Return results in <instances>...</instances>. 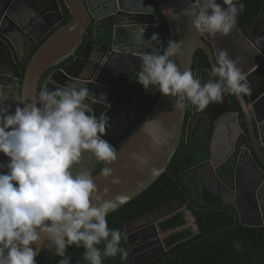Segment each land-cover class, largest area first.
Listing matches in <instances>:
<instances>
[{
	"label": "water",
	"instance_id": "obj_1",
	"mask_svg": "<svg viewBox=\"0 0 264 264\" xmlns=\"http://www.w3.org/2000/svg\"><path fill=\"white\" fill-rule=\"evenodd\" d=\"M154 1L167 20L171 40L181 43V54L174 57V60L182 71L193 72L195 56L199 50L205 52L211 68L219 52L226 50L229 58L236 62V66L247 77L251 88L250 94L236 96L249 134L240 127L237 120L238 108L228 95L224 97L222 103H211L204 110V115L216 109L217 112L213 117L214 123L209 136V159L207 162L199 163L198 168L205 163H211L215 171H220L222 165L230 164L229 159L235 157L237 164H232L235 174L233 175V171L229 169L225 179L231 177L232 181L233 177L237 182L241 154L246 150L253 164L264 173L250 149L242 146L248 144L249 139L253 141V146L250 147L264 166V146L257 145L259 141L264 145V48L259 47L249 33L253 25L259 27L260 23H264V0L261 12L254 20L243 27L236 23L226 36L219 33L212 36L196 30L192 24L193 17L190 15V6L194 0ZM154 1L63 0L71 18L66 24L55 28L64 19L59 0H5L8 5L19 7L20 14L27 16L28 19H34L32 15L37 13L42 33L38 36L29 34L13 19V25H9V29H0V103H6V98L11 92L17 104L35 102L39 92L46 85L50 90H55L56 85L48 83L50 80L60 87H65L69 83L89 87L93 84L94 74L91 76L93 69H96L95 72L99 75L105 74V79L101 83H96L97 95L108 92L110 97L107 103H96L97 109L94 104L93 110L97 117L102 112L106 113L111 126L119 124L120 129H123L121 146L116 145L108 136L109 128L104 137L118 153V160L109 167L113 169L114 177L120 178L121 183H113V177H104L102 169L106 165L97 162L91 154L86 153L77 167L91 170L98 194L104 200L117 203L114 211L146 191L168 170L184 133L188 104L183 111L175 109L173 105L176 98L165 96L159 91L153 101L142 102L132 92L134 86L139 84L137 80L125 95L120 93L127 90L135 74L140 70L142 65L140 57L145 52L161 53L163 49L162 28ZM217 1L223 7H227L223 0ZM21 5L24 7L21 8ZM93 23L96 27L92 42L89 40L83 45L87 30ZM102 28L111 32L109 44L103 41L104 37L100 32ZM142 32L146 41L154 34H158V39L152 41L151 45L142 43L140 38ZM18 36L22 38L25 51L29 49L30 43L38 44V40L46 37L36 49L28 53L26 59L20 56L26 65L24 74L16 52ZM262 36L264 37V32ZM95 37L97 41L94 42ZM216 39L222 40L221 48L217 45ZM48 71L50 73L41 83L42 77ZM240 135L245 141L241 146H236L239 144ZM133 153L143 157L146 163L142 164L139 160L133 159ZM256 201L253 206L255 205L259 212L262 210L263 214L257 222L245 221L243 213L235 207L238 210L239 221L243 224L264 226V199L258 198ZM184 208L179 206L178 210ZM189 214L192 215L191 212ZM193 219L195 220L194 217ZM131 222L126 224L129 264H145L164 252L165 234L160 231L157 223L134 231L130 228ZM157 242L159 247L156 245ZM51 244L52 242L42 234L37 256L52 247Z\"/></svg>",
	"mask_w": 264,
	"mask_h": 264
},
{
	"label": "clouds",
	"instance_id": "obj_2",
	"mask_svg": "<svg viewBox=\"0 0 264 264\" xmlns=\"http://www.w3.org/2000/svg\"><path fill=\"white\" fill-rule=\"evenodd\" d=\"M223 4L227 7L217 0H194L190 15L196 30L228 35L245 4L242 0ZM140 38L151 45L158 34L146 41L142 32ZM181 51V43L171 40L162 53L145 52L135 79L145 90L155 88L176 98L173 107L181 111L187 104L204 111L229 94H250L247 77L226 50L219 52L210 79L203 83L178 67L174 57ZM48 83L56 85L55 90L46 85L35 102L18 103L14 112L11 105L0 103V153L9 158L0 162V264H37L42 234L62 257L58 264H71L66 253L73 245L85 249L83 258L89 264H103L118 254L126 258L121 231L109 228L107 221L117 203L98 194L90 169L77 167L86 153L91 154L106 165L104 177L121 183L109 167L118 153L104 138L110 118L103 112L97 117L93 110L94 104L107 103L106 95L97 96L78 83L65 87ZM132 156L146 163L139 154ZM233 247L240 251L243 245L235 241Z\"/></svg>",
	"mask_w": 264,
	"mask_h": 264
},
{
	"label": "trees",
	"instance_id": "obj_3",
	"mask_svg": "<svg viewBox=\"0 0 264 264\" xmlns=\"http://www.w3.org/2000/svg\"><path fill=\"white\" fill-rule=\"evenodd\" d=\"M262 1L242 0L245 9L237 17L240 27L260 14ZM59 2L64 14V19L58 25L61 26L70 20L71 14L63 0ZM154 7L162 28V53L171 41V35L167 20L155 1ZM100 32L103 34V41L109 44L111 32L103 28ZM20 67L24 74L26 65L20 63ZM198 69H211L202 50L197 51L193 65V71ZM48 74L49 71L42 77L41 83ZM191 113V104H188L187 117ZM200 131L190 134L193 146L186 144L183 135L168 170L146 191L107 216L109 228L121 231L120 246L127 251V257L121 258L118 254L114 258H105L103 264H129L126 224L135 219L152 212L158 215L174 212L169 219V222L172 220L170 228L184 225L187 222L186 214L184 210H178L179 206L191 212L198 229L186 227L168 234L164 237V252L145 264H264V226H249L240 222L238 211L228 205L221 194L214 193L207 185L200 183L198 164L208 157V136L205 131ZM235 241L242 243L240 251L233 247ZM98 247L102 248L103 245ZM84 251L83 247L73 245L67 249L66 255L71 258V264H89L83 258ZM36 259L37 264H58L62 257L56 255L55 247L52 246Z\"/></svg>",
	"mask_w": 264,
	"mask_h": 264
},
{
	"label": "flooded vegetation",
	"instance_id": "obj_4",
	"mask_svg": "<svg viewBox=\"0 0 264 264\" xmlns=\"http://www.w3.org/2000/svg\"><path fill=\"white\" fill-rule=\"evenodd\" d=\"M23 7L24 6L21 5V8H23ZM32 16L34 19H28L27 16H23L22 14H20L19 7L8 5L5 2V0L4 1L0 0V29H5V28L9 29L8 26L13 25V22H12V19H13L16 21L17 25L21 29H23V31H27L29 34H33L35 36H38L42 33V29L38 25V22L40 19H39V16L37 13H34ZM254 26L255 25H253L249 29V33L253 37V39L257 43V45L259 47L264 48V37L261 36L264 32V24L260 23L259 27H254ZM95 27H96V25H95V23H93L89 27V29L87 30V33L85 35V41H84L83 45L86 44L89 40L92 42V35H93V33H95ZM103 29H105V28H103ZM42 39H44V37L41 38L40 40H38V42H37L38 44L33 43V42L30 43L29 49H27L25 51L24 47L22 46V38L20 36L16 37V40H17L16 52L19 56V58H18L19 65H20V63H23L20 59V56H22L23 59H26L28 56V53H30L31 51L36 49L37 45H39L41 43ZM93 40H94V42H95V40L97 41L96 37L93 38ZM221 41L222 40H220V39H216L217 45L220 46V48L222 46ZM19 48H21L23 50L24 54H22L20 52ZM64 64H66V63H64ZM64 64H62V65H64ZM93 70L94 71L91 74V76L94 74L93 75L94 79L92 80L93 84L91 86H89L88 88L95 95H97V89H96L97 84L96 83H98V82L101 83L105 79V74L99 75L97 72H95L96 69H93ZM205 70L206 71H203V69H198V70H194L192 73H193L194 77H195V75H196V77L198 76L203 83V82H207L210 79L211 69L210 70L205 69ZM49 73H50V71H49ZM135 81H136V79L134 78L133 81L131 82L130 86L127 88V90L121 91L120 93L125 95V93L132 87V85L135 83ZM79 85L83 86L81 84H79ZM132 92H133V95L137 99H139L142 102H146V103L153 101L156 94H157V91L155 88H153L152 90H145L140 83L137 86H134V88L132 89ZM141 93L145 94V96L141 97ZM11 94H12V92L8 94V96L6 98V103H3V104L5 106L11 105V111L14 112L15 107L17 106V102L15 101V98L13 96H11ZM102 94L106 95V99H108L110 97V93H108V92H102ZM97 96H99V95H97ZM228 96H229L230 100L232 101V103L235 106H237V108H238L237 120H238L240 127L242 128V130L245 133L249 134V128H248V126L244 120V115L242 113L240 104H239L236 96L233 95V98H231L230 94ZM95 106L97 109V104H95ZM191 109H192V113H191L190 117H187V115H186L185 127H184V133H183V135H185L186 144L193 146V143L191 142L193 137L190 140V134L194 135L195 133H197L201 130L202 132L205 131L207 133L208 142L206 143V146H209V143H210L209 136L211 134L212 125L214 123L213 117L216 115L217 109L214 111H210V112L208 111V115H204V111L195 110V107L192 105H191ZM122 119L123 118H121V121H122ZM119 126H120L119 124H116V126L115 125L110 126L109 127L110 133L108 136L114 140V143L116 145L121 146V144H123L122 139H123L124 135L122 134L123 129H120ZM118 129H119V131H118ZM256 131H257V135L259 136L257 128H256ZM244 141H245L244 137L240 135L238 138L239 144L236 146H241V143H243ZM257 145L261 146V147L264 146L262 141H259L257 143ZM242 146H247V148L250 149V151L254 155V158L256 159L258 164L260 165L261 169L264 170V166L261 164L259 159L256 157V153L250 147V146H253V141H251L249 139V143L244 144ZM241 157H242L241 162L238 165L239 169H238V174H237V179H238L237 182H236V180L233 179V177H232V181H230L231 177L228 180L225 179V178H227L226 175L228 174L229 169H231L233 171V173H232L233 175L235 174L234 168L232 167V164H234V165L237 164L235 157H231L229 159L230 164H226L224 166L222 165L220 168V171H215V169L213 168L211 163H205V165H203L201 168H199V175H200V178L202 175V178H201L202 182L205 181L207 186L214 193L221 194L223 196V198L228 197L230 202L227 204L230 205L235 210H236L235 207H238L239 210L243 213L245 221H250V222L256 221L257 222L258 220H260V217L263 214H262V210L259 212V209H258V211H257L256 207H254L255 205L253 206V203L258 198L264 199V173L262 171H260L253 164V162L250 158V154L246 150H244L242 152ZM217 158H219L218 152H217ZM8 159L9 158L7 156H5L3 153H0V162L6 163L8 161ZM208 159H209V149H208V157L206 159H204L203 161H201L200 163L207 162ZM218 192H220V193H218ZM249 195H250V197H249ZM237 198H238V200H237ZM161 216L162 215H158L155 212H152V213L147 214L143 217H140L138 219L133 220L130 224V228L135 231V230H138L139 228H142V227L144 228L146 226L153 225V223L155 224L158 222V219H160ZM161 220H162V218H161ZM156 245H157V247H159V242H157Z\"/></svg>",
	"mask_w": 264,
	"mask_h": 264
},
{
	"label": "rangeland",
	"instance_id": "obj_5",
	"mask_svg": "<svg viewBox=\"0 0 264 264\" xmlns=\"http://www.w3.org/2000/svg\"><path fill=\"white\" fill-rule=\"evenodd\" d=\"M181 210L185 211L186 219H187V222L184 225H182V226H179V227H176V228H173V229L170 228L171 224H172V220L169 222V219L172 217V214L174 212L173 213H168V214H163L161 216L162 220H161V218L158 219V222H157L158 227H159L160 231H162L165 234L164 236H166V234L168 235V234H170L172 232L181 231L182 229H184L186 227H191L193 230H196V225L194 223L193 217L185 209H181ZM179 211H180V209H179ZM159 238H161V236Z\"/></svg>",
	"mask_w": 264,
	"mask_h": 264
},
{
	"label": "crops",
	"instance_id": "obj_6",
	"mask_svg": "<svg viewBox=\"0 0 264 264\" xmlns=\"http://www.w3.org/2000/svg\"><path fill=\"white\" fill-rule=\"evenodd\" d=\"M262 24H264V23L262 22ZM57 26H58V25H57ZM261 36H262V35H261ZM260 43H261V42H260ZM19 50H20V52H21L22 54H24V52H23V50H22L21 48H19ZM105 60H106V59H105ZM105 60H103V62H105ZM144 96H145V94L141 93V97H144ZM200 183H202L203 185H207L205 181L202 182L201 178H200ZM224 200L226 201V203H229V202H230V200H229L228 197H224Z\"/></svg>",
	"mask_w": 264,
	"mask_h": 264
}]
</instances>
